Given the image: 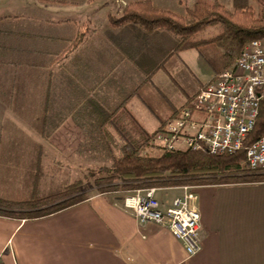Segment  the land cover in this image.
<instances>
[{
  "label": "crops",
  "instance_id": "1",
  "mask_svg": "<svg viewBox=\"0 0 264 264\" xmlns=\"http://www.w3.org/2000/svg\"><path fill=\"white\" fill-rule=\"evenodd\" d=\"M26 1L33 10L28 5V14L15 15L9 10L21 8V0H0L2 200L28 202L83 185L89 130L101 126L86 112L112 113L107 126L115 138L117 129L141 138L175 118L214 78L193 90L179 86L177 70L189 67L182 52L177 56L178 41L163 31L110 27L104 36L89 32L69 52L83 20L74 10L87 4ZM72 166L81 178L68 176ZM181 186H154L163 207L182 196ZM194 186L202 232L194 256L167 228L140 224L124 207L126 191L89 194L33 219L0 215V264H264V182Z\"/></svg>",
  "mask_w": 264,
  "mask_h": 264
},
{
  "label": "trees",
  "instance_id": "2",
  "mask_svg": "<svg viewBox=\"0 0 264 264\" xmlns=\"http://www.w3.org/2000/svg\"><path fill=\"white\" fill-rule=\"evenodd\" d=\"M38 1L66 7L90 5L102 0ZM245 1L234 0L233 10H228L216 2L199 0L186 9L185 15L160 9L152 0L132 1L123 7L121 16L110 15L108 22L113 29L132 27L147 33L167 32L180 40L179 46L203 28L221 24L226 31L223 37L226 48L224 56L227 58L223 66L225 70L233 66L250 42L264 39V0H254L258 10L244 4ZM88 31L86 26L79 28L77 37L71 41L69 52L76 51L86 41ZM90 108L92 109H88ZM85 116L101 122L98 129L89 130L88 135L91 137L90 144L85 145L86 152L94 160L111 163L110 166L102 167L95 179L99 194L126 191L132 193L137 189L158 185L264 182L261 175H254L251 180H246L248 175H242V172H253L245 164L246 149L264 136V104L261 105L255 129L246 139L245 148L224 156H213L207 150L164 152L152 143L156 132L136 138L128 130L117 129L121 137L118 139L107 126L112 125V113L108 114V111L102 109L100 113L86 112ZM92 175L93 172L89 174V179ZM87 198L88 193L82 192V184H74L62 192L28 202L0 199V215L33 219L62 211Z\"/></svg>",
  "mask_w": 264,
  "mask_h": 264
},
{
  "label": "built area",
  "instance_id": "3",
  "mask_svg": "<svg viewBox=\"0 0 264 264\" xmlns=\"http://www.w3.org/2000/svg\"><path fill=\"white\" fill-rule=\"evenodd\" d=\"M264 104V39L250 42L235 64L196 94L177 116L152 137L164 152L207 150L213 156L235 154L245 148ZM252 171L264 168V136L246 149ZM181 197L165 208L157 188L137 189L123 199L140 224L155 223L182 241L188 256L201 249V224L196 187L184 185Z\"/></svg>",
  "mask_w": 264,
  "mask_h": 264
},
{
  "label": "rangeland",
  "instance_id": "4",
  "mask_svg": "<svg viewBox=\"0 0 264 264\" xmlns=\"http://www.w3.org/2000/svg\"><path fill=\"white\" fill-rule=\"evenodd\" d=\"M132 1H142V0H102L87 6L83 5V7L81 6L82 8L75 9L74 11L77 12L79 19H83L82 21L80 20L81 22L80 28L82 27L84 28V26H86L88 27L89 30L88 33L98 32L104 36V34L110 30L108 17L110 15H114L117 17L121 16L123 7L126 6L127 3ZM153 1L155 5L160 9L169 10L180 15H185L186 9L191 8L199 0H153ZM205 1L216 2L226 7L228 10H233L234 0H205ZM245 3L258 10L257 3L254 0H246L244 4ZM37 4L41 6H45V4H41L39 1H37ZM28 5L31 7V10H33L32 2L28 4V1L21 0V8L18 9L19 11L12 8L9 11H11V13H16L15 15H18L19 13L28 14L29 11ZM70 14H73L72 9L70 10ZM12 24H13L12 22L6 23V25L8 26H11ZM225 34L226 31L223 25L213 24L203 28L200 32L196 34L189 36L185 41H183V43H181V46H179L180 40H178L175 36L172 35L175 38L174 40L178 41V47L179 49H181V51L177 56H179L180 53L182 52L180 57L186 61L189 67L186 68L184 66L185 69L183 67H180L177 70L176 77L179 86L182 85L184 89H186L187 87L189 88V90H193V86H192L193 83L197 87L198 86L200 87L201 86L200 83H206L214 76V78L210 80L209 83H207L206 85L202 86L199 89L198 91L199 93L201 90L205 88V86H207L210 83H213L220 73L227 70V69L223 70L224 68L223 66L227 61V58L224 56L226 53V48L224 47L225 42L223 41V37L225 36ZM184 49H191V50L182 51ZM180 64L182 63L180 62ZM234 64L235 63H233V65ZM165 124L163 126L161 125L162 128L165 126ZM162 128H160V130ZM61 164L67 166V163L64 162V160L61 162ZM110 165H111L110 162L94 160L88 155H86V159L84 162L85 178L84 181L82 182L83 183L82 186L83 188H85V190L92 189L91 192L88 193V195L89 194L94 195L98 193V186L95 183V179L98 178L99 170L102 167H107ZM73 167L74 166L70 168L68 172V176H70V178L72 176L73 179L81 178L80 168L79 170H75L74 168L76 167L74 168ZM77 171L78 173H76ZM65 172H67V170ZM91 172H93L92 175L93 177L89 179V174ZM242 175H248V179L246 180H251L253 177H255L254 175H261L264 177V168L253 172H242ZM70 181H72V179H70Z\"/></svg>",
  "mask_w": 264,
  "mask_h": 264
}]
</instances>
